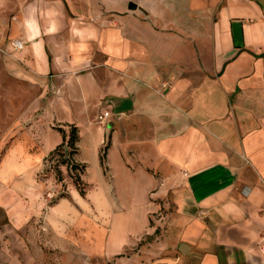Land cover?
<instances>
[{"label": "crops", "instance_id": "0c3cea01", "mask_svg": "<svg viewBox=\"0 0 264 264\" xmlns=\"http://www.w3.org/2000/svg\"><path fill=\"white\" fill-rule=\"evenodd\" d=\"M152 220L155 264H264V0H0L2 257L144 264Z\"/></svg>", "mask_w": 264, "mask_h": 264}, {"label": "built area", "instance_id": "2783aa9c", "mask_svg": "<svg viewBox=\"0 0 264 264\" xmlns=\"http://www.w3.org/2000/svg\"><path fill=\"white\" fill-rule=\"evenodd\" d=\"M13 45L17 50H21L24 47V42L21 40H14ZM110 116H111L110 111L104 110L99 114L98 121L101 123H107ZM68 150H69V148L67 146H65L64 151H66V154L64 155V157H61L59 155L52 157L50 155L46 159V161L44 162V166H43V169L41 171V175L44 177L56 179L58 181L55 184L57 186L52 184L47 190L46 199L49 202H52L53 200H55L61 194L64 193V180L65 179H64V177L61 180L57 179V170H60L62 172V170L64 168L65 169L67 168L69 174L72 177H73V174H75L77 172L76 170L73 171L72 168L74 165H78V163L75 160L74 154L68 153L67 152ZM64 158H66V160H67L66 162L62 161Z\"/></svg>", "mask_w": 264, "mask_h": 264}, {"label": "rangeland", "instance_id": "374dc122", "mask_svg": "<svg viewBox=\"0 0 264 264\" xmlns=\"http://www.w3.org/2000/svg\"><path fill=\"white\" fill-rule=\"evenodd\" d=\"M175 5H177V3H175ZM162 211L164 215L167 214V209L165 207H162ZM152 225L154 227L153 233L147 235L146 239L143 241V244L145 245L143 249L144 264H155L158 262V254H161L163 250H166L164 248V243L162 242L166 237L164 234H166L167 230L165 220L161 221L158 225L157 222L152 220ZM6 246V244H0V264H23L26 261L24 259L3 258L2 255H4V252L6 254L7 251ZM55 261L57 262L59 260L49 259L47 260V264H55ZM110 263L118 264L116 259H113ZM133 263L135 264V262Z\"/></svg>", "mask_w": 264, "mask_h": 264}, {"label": "trees", "instance_id": "16d2710c", "mask_svg": "<svg viewBox=\"0 0 264 264\" xmlns=\"http://www.w3.org/2000/svg\"><path fill=\"white\" fill-rule=\"evenodd\" d=\"M78 130L77 127L72 126L69 132V136L68 138L64 141L65 143L58 147L53 153H52V157L59 155L61 157H64V155L66 154V151H64L65 146H67L69 148V150L67 151L70 154H74L76 152V142L78 140ZM63 162H66V158H64L62 160ZM73 171L76 170L77 172H82L83 171V167L79 166V165H74L73 166ZM73 177L75 178V181L79 184V178L77 174H73ZM57 179L61 180L62 179V172L60 170H57ZM80 185V184H79Z\"/></svg>", "mask_w": 264, "mask_h": 264}, {"label": "water", "instance_id": "95a60500", "mask_svg": "<svg viewBox=\"0 0 264 264\" xmlns=\"http://www.w3.org/2000/svg\"><path fill=\"white\" fill-rule=\"evenodd\" d=\"M136 4H130V9H133L135 7Z\"/></svg>", "mask_w": 264, "mask_h": 264}]
</instances>
